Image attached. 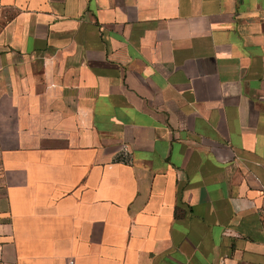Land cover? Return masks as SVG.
<instances>
[{
	"label": "crops",
	"instance_id": "0c3cea01",
	"mask_svg": "<svg viewBox=\"0 0 264 264\" xmlns=\"http://www.w3.org/2000/svg\"><path fill=\"white\" fill-rule=\"evenodd\" d=\"M0 264H264V0H0Z\"/></svg>",
	"mask_w": 264,
	"mask_h": 264
}]
</instances>
